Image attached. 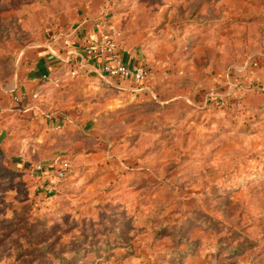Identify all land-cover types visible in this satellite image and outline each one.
Instances as JSON below:
<instances>
[{
	"label": "rangeland",
	"instance_id": "obj_1",
	"mask_svg": "<svg viewBox=\"0 0 264 264\" xmlns=\"http://www.w3.org/2000/svg\"><path fill=\"white\" fill-rule=\"evenodd\" d=\"M98 22L120 33L122 61L123 46L143 52L147 83L58 60L53 79L28 85L46 46ZM257 57L264 0H0V264H179L167 253L180 234L204 264H264ZM187 69L189 81L163 82ZM17 86L36 109L18 112ZM26 163L67 177L46 195ZM184 212L199 224L179 232Z\"/></svg>",
	"mask_w": 264,
	"mask_h": 264
},
{
	"label": "built area",
	"instance_id": "obj_2",
	"mask_svg": "<svg viewBox=\"0 0 264 264\" xmlns=\"http://www.w3.org/2000/svg\"><path fill=\"white\" fill-rule=\"evenodd\" d=\"M95 30L98 36L88 40L81 51L84 59L93 61L94 74L99 78H110L140 85L147 83L153 77L154 71L150 67L144 64L127 63L120 59L117 52L120 33L114 26L98 22L95 24ZM26 166L33 174L40 175V182L42 180L45 183L41 186L49 194L60 181L67 177L68 166L66 165L55 170L46 169L40 164L28 165L26 163Z\"/></svg>",
	"mask_w": 264,
	"mask_h": 264
},
{
	"label": "crops",
	"instance_id": "obj_3",
	"mask_svg": "<svg viewBox=\"0 0 264 264\" xmlns=\"http://www.w3.org/2000/svg\"><path fill=\"white\" fill-rule=\"evenodd\" d=\"M197 26H198L197 28H203L204 27V25H202V24H199V25L197 24ZM190 32H192V31H190ZM201 32L202 31H199V35L201 34ZM195 35H198V34L196 33ZM97 36H98V33L95 30V24L93 25L90 23V24L85 25L84 29L82 31H80V34L76 35V37L71 38L72 39L70 42L71 45H69V46L64 45L63 46L61 44V42H60V44H59V42H57V43L55 42V43H53V46L52 45L46 46V49L43 50V52L40 54V57L43 59L40 60L39 63H36V67H35L34 71H32V73L29 75L30 79L28 80L29 82H27L28 85L37 86V88H38V86H40L41 83H44L43 80H44V78H46L47 75H49V79H53V74L56 73V71L61 66V65H56L57 62H58V64H61V63H59L58 60H61L63 62H72L73 64L77 63V66L79 67V69H82L81 73H84V74L88 73V72L94 73L93 72V69H94L93 61L88 60V59H84L82 54H81V51H82V47L85 45V43L88 40L95 39ZM191 40H192L191 44H194L193 39H191ZM195 45H197V43H195L193 46H195ZM123 48H122V50H123L124 62L131 63V64H143V57H142L143 52L136 50V49L129 48L128 46L127 47L123 46ZM61 52H62V54L60 55ZM66 57H68V58H66ZM65 58H66V60H65ZM65 66L66 65H64V67ZM68 67H71V65H69ZM187 67H190V65H188ZM81 76L82 75H79L77 77L78 80H80L82 78ZM190 77L191 76H190L189 69H187V71H184L181 76H175V75L167 76L166 75L162 79H163L164 83H171V82L183 83L185 81H189L191 79ZM57 83L59 84V80L55 81V84H57ZM128 89H126V90L130 93L129 95H130L131 99H133V100H134V98H137V97H132V96H134L135 93H136V95L142 94L141 92H138V91L136 92V88H130L129 90ZM138 102H140V104H143L144 102H149V100L145 101L144 97H141ZM180 249H183V246ZM172 251L173 250H170L168 253H171ZM187 257H188V260L185 261L183 264H204V262H203L204 258L202 257V255L196 256L195 258H193L192 261H189V257H192L191 254H187Z\"/></svg>",
	"mask_w": 264,
	"mask_h": 264
},
{
	"label": "trees",
	"instance_id": "obj_4",
	"mask_svg": "<svg viewBox=\"0 0 264 264\" xmlns=\"http://www.w3.org/2000/svg\"><path fill=\"white\" fill-rule=\"evenodd\" d=\"M202 25H204V24H202ZM204 26H206V25H204ZM257 60L261 63V61L263 62L264 61V57H257L256 59H255V62H256V64H258L257 63ZM259 65V64H258ZM27 82H29V81H27ZM144 85V84H143ZM142 86V85H141ZM141 86H138V87H135L136 88V92L138 91V92H141V93H143L144 92V94H146V91L144 90V87H141ZM22 86H17L16 87V89L13 91L14 93H15V102L18 104V107H17V109H18V112H22V111H32L34 108L36 109V105H33V106H31V107H29L28 106V102H32L33 101V97L31 96L30 97V99H28L26 96H25V94H23V90H22ZM138 89V90H137ZM19 91H21V96L19 95L20 93H19ZM224 101H226L225 99H224ZM38 109V108H37ZM51 112H53V111H51ZM51 112H47L46 114H45V116H47L48 118H49V114L51 113ZM52 115H53V113H52ZM54 116V115H53ZM51 117V116H50ZM59 118H61L62 119V121H63V123H66V121H65V118H64V116L62 117L61 115H59ZM23 168V169H26V167L25 166H21L20 165V168ZM33 175V177L35 178V179H37L36 181L37 182H39L40 181V175H38V174H32ZM65 180V179H64ZM64 180H62V181H60L57 185H56V187H55V189L53 190V192L52 193H48L47 191H45V190H43L45 193H46V195H53V194H55L56 193V190L58 189V186H60V184L64 181ZM141 213H144V212H142V210L140 211ZM190 212V211H189ZM189 212H184V215L183 216H181V217H178L177 219H178V225H177V228H179V232H182V227H183V225H181V222H183L184 224H189V225H192V224H199V221H197L194 217H189ZM116 214H118V213H116ZM115 217H118V215H115ZM180 218V219H179ZM181 219H184V220H181ZM158 219L156 218V216H153V217H149V219H145V221H143V222H145V223H152V222H155V221H157ZM132 221H134V224L132 225V226H137L138 225V222L140 221L139 219H138V217L137 218H135V219H133ZM142 222V221H141ZM170 223H166V222H163V228H164V230L165 231H169L171 228H173V226H171V225H169ZM155 224H153L152 226H154ZM141 226L142 227H146V226H148V225H146L145 226V224L144 225H142L141 224ZM176 228V229H177ZM180 237H179V240H178V244H176L177 245V249H174L171 253H167V254H169V255H171V258L172 259H174V258H177V259H179V264H183L184 262H185V257H186V255L187 254H191L192 256H198V254H197V252H196V248H195V246L197 245V241H198V239H190V238H184L181 234L179 235ZM183 246V249H180L181 247ZM178 247H180L179 249H178ZM196 252V253H195ZM127 256H133V254H132V252H130ZM171 262H172V260H171Z\"/></svg>",
	"mask_w": 264,
	"mask_h": 264
}]
</instances>
